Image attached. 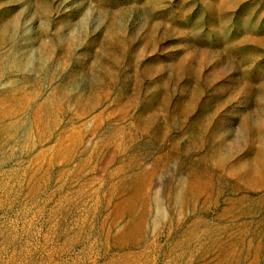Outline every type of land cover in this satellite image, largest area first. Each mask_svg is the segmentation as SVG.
I'll return each mask as SVG.
<instances>
[{
  "label": "rangeland",
  "instance_id": "rangeland-1",
  "mask_svg": "<svg viewBox=\"0 0 264 264\" xmlns=\"http://www.w3.org/2000/svg\"><path fill=\"white\" fill-rule=\"evenodd\" d=\"M0 264H264V0H0Z\"/></svg>",
  "mask_w": 264,
  "mask_h": 264
}]
</instances>
